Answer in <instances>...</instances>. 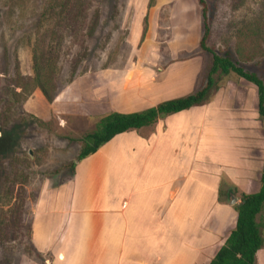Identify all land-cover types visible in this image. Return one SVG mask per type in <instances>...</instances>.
Instances as JSON below:
<instances>
[{
    "label": "crops",
    "instance_id": "obj_1",
    "mask_svg": "<svg viewBox=\"0 0 264 264\" xmlns=\"http://www.w3.org/2000/svg\"><path fill=\"white\" fill-rule=\"evenodd\" d=\"M149 57L156 65L159 52ZM197 63L192 57L187 64L170 65L162 73L171 81H156L151 96H182L198 76ZM136 71L133 76H162L152 68ZM126 77L127 71L109 69L80 75L52 103L37 88L22 109L44 121L125 112L148 97L140 86H128ZM198 82L195 90L204 82L200 75ZM223 93L152 126L118 134L77 163L70 182L39 197L31 226L35 250L50 255V264H208L237 221L235 208L218 201L216 176L225 175L245 193L261 187L262 169L257 181L250 178L251 144L240 145L242 129L255 134L248 94L235 105L234 96ZM151 102L147 106L160 101ZM147 128L152 130L145 136L141 131ZM228 135L240 137L236 146ZM200 171H208L207 179ZM209 217L217 229L208 228ZM263 248L257 264H264Z\"/></svg>",
    "mask_w": 264,
    "mask_h": 264
},
{
    "label": "rangeland",
    "instance_id": "obj_2",
    "mask_svg": "<svg viewBox=\"0 0 264 264\" xmlns=\"http://www.w3.org/2000/svg\"><path fill=\"white\" fill-rule=\"evenodd\" d=\"M206 1L211 27L208 45L221 54L230 53L241 66L264 79V0ZM201 32L195 0H0V264L51 263V256L40 254L32 243L34 211L43 192L71 181L70 166L77 162L81 138L98 120L69 117L61 121L54 117L42 124L22 109L23 96L14 92L17 84H23L22 78L34 74L35 51L45 53L55 47L57 85L61 89L74 76L105 69L127 71L128 86H140L148 94L126 110L136 112L166 99L165 94L156 97L151 93L156 81H171V76L162 72L173 63L187 64L192 57L198 60V73L189 71L198 76L182 96L196 91L199 75L205 80L211 54L199 46ZM155 51L159 52L156 65L149 57ZM145 68L162 76H133V69L142 73ZM215 81L211 97L222 89L224 96H234L236 105L248 94V115L254 119L255 134L242 129L240 145L251 144L250 178L257 181L264 153V121L257 110V87L234 73L219 72ZM150 101L160 102L147 106ZM151 130L141 133L147 136ZM227 137L235 146L240 138ZM207 172L200 171L202 179H207ZM216 177L220 203L229 205L231 189L239 197L245 193L225 175ZM207 225L211 231L218 228L213 217Z\"/></svg>",
    "mask_w": 264,
    "mask_h": 264
},
{
    "label": "trees",
    "instance_id": "obj_3",
    "mask_svg": "<svg viewBox=\"0 0 264 264\" xmlns=\"http://www.w3.org/2000/svg\"><path fill=\"white\" fill-rule=\"evenodd\" d=\"M195 3L202 21L199 46L202 51L211 54V64L202 86L193 93L161 101L157 105L142 111L128 113L112 111L100 116L94 129L85 133L81 138L77 162L70 166L73 175L77 163L96 153L116 135L152 126L171 114L210 101L212 92L216 87L215 75L219 72L225 75L234 73L257 87V110L260 119L264 121V79L257 72L241 66L230 53L221 54L208 45L211 36L209 5L206 0H195ZM150 6H152V2H150ZM144 35L145 31L143 37ZM54 50L55 47L51 46L45 53L35 51L33 56L34 74L30 78H22L24 79L23 84L16 85L21 90L14 92L17 96H23L21 102L25 101L37 88L42 91L50 103L56 99L61 88L57 85L59 69L58 58L55 56ZM76 77L68 80L67 85ZM29 116L42 124H48L51 121H44L33 114ZM260 181L259 191L242 193L239 202L234 205L237 212L236 226L229 232L225 242L208 264H257V253L264 247V223L262 221L264 212V159Z\"/></svg>",
    "mask_w": 264,
    "mask_h": 264
},
{
    "label": "water",
    "instance_id": "obj_4",
    "mask_svg": "<svg viewBox=\"0 0 264 264\" xmlns=\"http://www.w3.org/2000/svg\"><path fill=\"white\" fill-rule=\"evenodd\" d=\"M239 200H240V197L236 194L235 190H233V189L229 190V192H228V203L231 206H234L239 202Z\"/></svg>",
    "mask_w": 264,
    "mask_h": 264
}]
</instances>
